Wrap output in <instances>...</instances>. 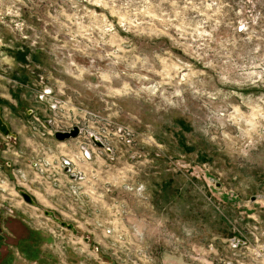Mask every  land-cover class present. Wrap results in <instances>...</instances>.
Here are the masks:
<instances>
[{
  "label": "rangeland",
  "instance_id": "1",
  "mask_svg": "<svg viewBox=\"0 0 264 264\" xmlns=\"http://www.w3.org/2000/svg\"><path fill=\"white\" fill-rule=\"evenodd\" d=\"M0 114L14 264H264V0H0ZM61 156L92 184L50 203Z\"/></svg>",
  "mask_w": 264,
  "mask_h": 264
},
{
  "label": "flooded vegetation",
  "instance_id": "2",
  "mask_svg": "<svg viewBox=\"0 0 264 264\" xmlns=\"http://www.w3.org/2000/svg\"><path fill=\"white\" fill-rule=\"evenodd\" d=\"M6 123L8 124V122ZM8 127L10 131L15 134L16 137L6 138L0 132V146L4 147L9 142H12L14 145L17 144L18 136L16 135V133L14 132V130L11 128L9 124H8ZM54 131L55 130H53V133H52L53 136H54ZM3 163H4V169L5 168L7 169L11 167L12 165V163H10L9 161H3ZM13 190H15V187L13 188ZM17 190L20 194L23 191L21 188H17ZM7 193H10V192H7ZM23 200L25 199L23 198ZM34 204H36V202ZM19 218H20V211L17 210L15 206H13L11 203H9V201L1 203V197H0V264H14L15 263L16 257L14 256V251L11 250V247H13V245L7 244V241L11 240V238L14 235V231L10 229L9 224ZM31 240H32L31 236H24V238L19 239L17 243V247H16V249L18 250L17 255L20 254L25 261L26 260L30 261L33 257H37V254L35 252H31V249H30ZM3 246L4 248L3 250H1Z\"/></svg>",
  "mask_w": 264,
  "mask_h": 264
},
{
  "label": "built area",
  "instance_id": "3",
  "mask_svg": "<svg viewBox=\"0 0 264 264\" xmlns=\"http://www.w3.org/2000/svg\"><path fill=\"white\" fill-rule=\"evenodd\" d=\"M53 130H58V129L53 128ZM60 130L65 131L68 129H60ZM98 139L102 142L100 137H98ZM80 150H81L82 159H85V160L91 159V156H92L91 151H89L86 147H83V146L80 148ZM39 161L41 162V163L39 162V164H37L38 162H32L35 164V167L38 171L46 170L48 167L52 169L51 172L45 175V180L47 184L53 183L54 181H59L63 187L70 188V191H68V196H73L74 198L77 197L80 193L79 190L81 189L82 185L84 186L85 184H88L86 186L91 187L92 183H90L89 181L90 174L87 171L79 167H76L73 161L71 160V158L61 156L59 159L57 158V160H55L53 163H51L52 161H49L46 158H44L43 160L40 159ZM65 169H67V171H65ZM59 173L65 176L66 178L65 181L62 180L61 182L59 177L57 179L56 178L53 179L54 176L58 175ZM53 185L54 184L50 186H53ZM58 207L61 208L60 209L61 212L60 211L59 212L63 213L64 209L61 207V205H59ZM68 211L71 213V216L74 222H78V218H77L78 212L76 210H71V208L69 207H68ZM110 232L111 230L107 229V234H109Z\"/></svg>",
  "mask_w": 264,
  "mask_h": 264
},
{
  "label": "water",
  "instance_id": "4",
  "mask_svg": "<svg viewBox=\"0 0 264 264\" xmlns=\"http://www.w3.org/2000/svg\"><path fill=\"white\" fill-rule=\"evenodd\" d=\"M0 132L6 138L16 137L15 134L10 131L8 124L3 120L1 114H0ZM80 133H81L80 128L78 126H73L71 129L66 130V131L55 130L54 131V137L58 141H64V140H67L70 138H75ZM90 138H91V141L93 142V144L96 145L98 148H105L104 144L98 138H96L93 135H90ZM107 151L109 152L110 150L107 148ZM65 171H67V169H65ZM21 194H22V196L26 202H29L31 204L35 203L33 198H31V196L28 193H25L22 191ZM252 199H254V198H252ZM43 212L46 216L51 217L52 220L59 223L62 227L67 228V229H71L73 231V233L77 234L78 231L72 223H68V222L61 220L60 218H58L55 215V213L53 211L44 209ZM85 240L87 241L88 239L85 238Z\"/></svg>",
  "mask_w": 264,
  "mask_h": 264
},
{
  "label": "crops",
  "instance_id": "5",
  "mask_svg": "<svg viewBox=\"0 0 264 264\" xmlns=\"http://www.w3.org/2000/svg\"><path fill=\"white\" fill-rule=\"evenodd\" d=\"M7 122V121H6ZM25 128V127H24ZM15 129V131H16V133H19L20 131H21V127H18L17 125H14L13 124V130ZM27 130L28 131H26V136H25V140H26V144L28 145V147H31V148H29V150H31L32 149V147H33V145H34V143H33V141H32V138H31V126H30V124L28 125V127H27ZM17 135V134H16ZM35 150V149H34ZM45 186H44V191H42V193L44 194V197H46V199H47V201H49L50 203H56V204H58L55 200V197H53V194L56 192V194H57V189H54L52 186H50V185H48V184H46V183H43ZM36 186V188H39L37 185H35ZM42 190H43V188H42ZM48 192V193H47Z\"/></svg>",
  "mask_w": 264,
  "mask_h": 264
}]
</instances>
